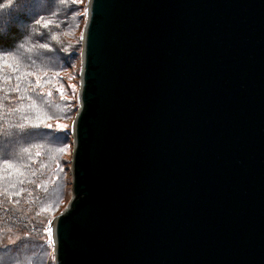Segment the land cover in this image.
Returning <instances> with one entry per match:
<instances>
[{
  "label": "water",
  "instance_id": "1",
  "mask_svg": "<svg viewBox=\"0 0 264 264\" xmlns=\"http://www.w3.org/2000/svg\"><path fill=\"white\" fill-rule=\"evenodd\" d=\"M54 264H264V0H89Z\"/></svg>",
  "mask_w": 264,
  "mask_h": 264
},
{
  "label": "trees",
  "instance_id": "2",
  "mask_svg": "<svg viewBox=\"0 0 264 264\" xmlns=\"http://www.w3.org/2000/svg\"><path fill=\"white\" fill-rule=\"evenodd\" d=\"M76 8L80 9L72 0H0L3 21L0 23V56L16 57L22 77L16 92L15 75L9 82L7 77L12 73L5 67L3 91H0V258L13 264H37L44 256L42 252H52L49 241L45 240V226L51 220H46L48 215L38 210L48 193L43 179L53 168L46 163L47 154L37 144L43 139L52 140L50 143L54 145L57 143L46 132L45 124L33 128L32 119L17 115L29 111L24 112L23 107L32 104L30 98L42 96V87H36V77L43 76L48 82L63 69L59 54L64 52V44L59 40L72 23ZM37 13L45 21H52L47 29L43 28V22L35 23ZM54 69L57 71L53 72ZM32 133L34 137H27ZM4 161L29 172L32 181L20 180L18 186L8 181L5 175H12V172ZM14 236L17 237L14 243L5 242Z\"/></svg>",
  "mask_w": 264,
  "mask_h": 264
},
{
  "label": "rangeland",
  "instance_id": "3",
  "mask_svg": "<svg viewBox=\"0 0 264 264\" xmlns=\"http://www.w3.org/2000/svg\"><path fill=\"white\" fill-rule=\"evenodd\" d=\"M71 1V0H70ZM89 0H80L76 6L80 9L75 10L73 14L72 23L66 27L65 32L61 36V43L64 44V52L59 54V64L63 65L62 70L57 72L56 78L51 80L44 79L43 76H37L41 80L40 86L42 87L43 95L38 98H30L32 104L29 107H23L24 112L17 115V117H29L32 123L51 124V128H47L57 145L50 143L52 140L43 139L42 143H38L37 147L41 148L47 154L46 163L52 165V170L47 173L48 175L43 179V183L48 186V193L44 203L39 212L48 215L46 220L50 219L46 230V239L50 243L52 252L48 250L42 252L44 256L37 264H54V240L52 225L54 219L64 211L70 203L73 196L72 191V159L74 150V136L73 126L74 119L79 110V94L81 88V71H82V52H83V35L85 25L87 23V12L89 7ZM73 51V52H72ZM72 56V57H70ZM57 71L56 69L53 72ZM36 77V78H37ZM51 92L52 95L48 96L47 93ZM56 95L55 101H52L53 96ZM63 125L66 127H58ZM27 137H34L32 134H27ZM50 136H47L49 138ZM63 150V151H61ZM11 164H13L11 162ZM12 175H5L8 181L18 186L20 180L32 181L29 172L17 166L16 164L9 167ZM17 239H7L5 242L12 244Z\"/></svg>",
  "mask_w": 264,
  "mask_h": 264
},
{
  "label": "snow or ice",
  "instance_id": "4",
  "mask_svg": "<svg viewBox=\"0 0 264 264\" xmlns=\"http://www.w3.org/2000/svg\"><path fill=\"white\" fill-rule=\"evenodd\" d=\"M80 0H72V3L73 4H76V3H79ZM37 7H39V4L37 5ZM43 22V28L47 29L52 21L51 20H47L45 21L44 20V17L42 15H39L37 13V18L35 19V23L37 25L41 24ZM57 27H59V25H57ZM55 39V37H53ZM44 47H47V45H44ZM7 67L11 70V73L12 75H9L7 77L8 81L11 82L12 78H13V75H15V78L17 80V84H16V87L14 89V91L18 92L19 91V80L22 78L20 75H19V72H20V68H19V60L16 58V57H12L11 59L5 57V56H0V91H3L2 89V84L4 82V68ZM25 75H28V76H32L34 75L33 73H25ZM40 84H41V80L39 77L36 78V87L39 88L40 87ZM9 95L11 96V93H9ZM41 95H43V93H41ZM48 96H51L52 93L51 92H48L47 93ZM41 125L40 123H36L34 125H32L33 128H39ZM20 127H24L23 125H21ZM46 127L48 128H51V124H47ZM58 127H66V126H63V125H58ZM63 151V150H61ZM5 164H7L9 167H11L12 165L8 162V161H4Z\"/></svg>",
  "mask_w": 264,
  "mask_h": 264
},
{
  "label": "clouds",
  "instance_id": "5",
  "mask_svg": "<svg viewBox=\"0 0 264 264\" xmlns=\"http://www.w3.org/2000/svg\"><path fill=\"white\" fill-rule=\"evenodd\" d=\"M0 23H3L2 19H0ZM0 264H13L11 261H6L2 258H0Z\"/></svg>",
  "mask_w": 264,
  "mask_h": 264
},
{
  "label": "bare ground",
  "instance_id": "6",
  "mask_svg": "<svg viewBox=\"0 0 264 264\" xmlns=\"http://www.w3.org/2000/svg\"><path fill=\"white\" fill-rule=\"evenodd\" d=\"M52 232H53V229H52Z\"/></svg>",
  "mask_w": 264,
  "mask_h": 264
}]
</instances>
